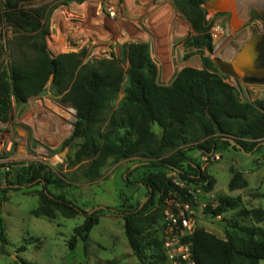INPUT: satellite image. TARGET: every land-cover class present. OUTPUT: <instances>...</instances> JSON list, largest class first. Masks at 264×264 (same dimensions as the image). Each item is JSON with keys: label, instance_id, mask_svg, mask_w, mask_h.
I'll return each mask as SVG.
<instances>
[{"label": "trees", "instance_id": "1", "mask_svg": "<svg viewBox=\"0 0 264 264\" xmlns=\"http://www.w3.org/2000/svg\"><path fill=\"white\" fill-rule=\"evenodd\" d=\"M207 1L174 0L195 33L188 46L200 52L214 49L208 33L212 21L207 20L203 8ZM32 2L0 0V39L4 37L2 27L24 32L29 35L30 48L35 55L29 65L5 66L0 46V120L9 121L13 99L22 105L39 97L54 76L53 89L57 94H65V101L76 110L74 130L64 148L80 142L74 157L69 158V165H86L84 177L92 181L101 178L110 160L133 162L135 168L129 176L142 171L138 184L148 189L149 200L138 207L114 211L122 215L130 248L141 264H146L147 260L166 262L164 230L161 238L150 232L158 219V211H149L155 197L160 195L161 205L173 197L189 200L186 192L173 182L170 176L173 172L189 184L208 181L204 191L213 190L215 180L188 156L189 152L200 151L211 158L229 149H238L231 140L247 153L261 151L264 148V100L243 101L239 90L226 82L228 76L220 72L210 57H204L202 69L186 67L170 85H162L147 43L131 42L123 46L127 70L117 59L83 63L85 52L53 57L47 44L49 24L41 22L37 9L27 8ZM121 92L124 96L115 106ZM156 125L161 135L154 131ZM4 167L11 170L0 175L12 188L3 192L42 186L36 192L39 206L32 211L35 217L53 220L57 215L67 219L85 216L84 223L74 229L69 241L71 251L80 241L87 249L90 233L100 216L113 211L100 208L87 212L65 195L55 194L53 189H63L67 184L44 162L16 169ZM230 172V191L248 188L243 173L233 167ZM10 175L13 179H9ZM239 207V199L223 196L218 206H208L206 213L222 217ZM244 218L252 220V227L242 225ZM263 222L264 208L244 209L225 227L224 238L197 226L186 240L192 243L197 264H261L264 229L257 225ZM0 237L6 242L1 218ZM19 251H25V247Z\"/></svg>", "mask_w": 264, "mask_h": 264}, {"label": "rangeland", "instance_id": "2", "mask_svg": "<svg viewBox=\"0 0 264 264\" xmlns=\"http://www.w3.org/2000/svg\"><path fill=\"white\" fill-rule=\"evenodd\" d=\"M98 1H103L104 6L101 8L102 18H96L95 23L100 31L95 33V37L103 42L110 39L111 47H114L111 57L117 59L124 70H127L128 63L124 60L122 48L125 44L134 42L135 39L124 33L129 17L124 0H33L27 8L37 9L41 22L44 25L48 22L50 33L47 36V44L53 57L85 52L83 63H95L98 60L93 62L89 60L93 52L92 48L89 50L92 42L85 43V46L88 45L89 48L79 47L83 40L79 26L82 23L81 16L76 18L74 14L68 15V19L71 18V20L67 23L70 26L64 25V28L59 31L53 30L51 25L56 10L62 5L77 6L85 3L84 8H94L95 2ZM208 2L209 0L206 3ZM164 3L163 23L156 27V23L152 21L147 25L148 34L145 35L147 44L152 46L151 56L157 63L161 60L164 49L168 48L171 49L169 63L174 66L177 73L186 67L203 68L204 57L225 60L226 50L222 46L214 47L211 53L207 49L200 52L188 46L191 37L195 35L190 22L176 8L174 0H164ZM112 4L116 6L117 13L110 21L105 5L113 6ZM249 15L250 20L241 32L242 36L251 34L257 27L264 30V10L260 13L252 11ZM215 18L223 21L229 33H233L229 26V15L219 14ZM87 20L90 24V18ZM109 23L112 27H109ZM2 30L4 33V37L0 39L2 63L5 66L33 63L35 55L30 48L29 35L24 32H14L8 27H2ZM58 32L61 35H58ZM62 36L66 39V45L56 49L60 41L58 38ZM226 44H230L233 49L239 47L238 43L231 42V39ZM77 73L78 71L74 75L75 78ZM53 81L49 82L39 97L31 98L25 104L18 105L13 99L9 121L0 120V172L5 173L11 170L4 165L16 169L21 165L44 162L67 184L63 189H53L55 194L65 195L69 201L87 212L93 213L100 208H111L113 211H107L100 216L99 223L90 233L87 249L80 241L76 249L71 251L69 241L74 236V229L84 223L85 216L79 215L74 219H67L57 215L53 220L37 218L32 215V211L39 206V197L36 192L42 189V186L30 189L21 187L19 191L3 192L2 190L12 187L7 185L4 176L0 175V218L6 239V242H3L0 237V264H141L131 254L122 215L114 210L122 211L131 206L138 207L149 200L148 189L138 184L142 171L129 176V172L135 168L133 162L116 163L110 160L103 169L101 178L91 181L83 174L86 165H69V158L74 157L77 144L80 142H75L73 147L64 148L65 142L69 140L74 130L76 110L71 103L65 101V94L56 93L52 87ZM226 81L238 89L237 83L230 78ZM123 96L121 92L115 106ZM250 99L245 96L246 101ZM154 131L161 135V129L157 125ZM191 159L203 166V159H197L194 156ZM232 167L244 174L248 188L229 190ZM205 170L215 180V184L212 194L202 197L204 202L214 203L223 196L240 200L238 209L228 211L220 219L207 214V208H196V224L224 238L225 227L240 210L264 208V148L251 154L244 153L240 149H229L222 152V158L220 157L219 161H211ZM12 177L13 175H10L9 179ZM159 200L160 195H157L149 209L150 212L158 211L157 223L152 226L150 232L161 238L164 230V204L161 205ZM241 223L248 227L253 225L249 218L242 219ZM259 227L264 229V222ZM21 247H25V251L20 252ZM146 264L172 263L169 260L163 263L147 260Z\"/></svg>", "mask_w": 264, "mask_h": 264}, {"label": "crops", "instance_id": "3", "mask_svg": "<svg viewBox=\"0 0 264 264\" xmlns=\"http://www.w3.org/2000/svg\"><path fill=\"white\" fill-rule=\"evenodd\" d=\"M124 2H125L126 10L128 11V15H129V17L127 18L128 19L127 26H125L124 28L125 29L124 33L130 35L133 39H135L134 42L136 41L137 43H145V42L148 43L145 38V35L148 34L146 31V27L152 21L156 23V27L161 25V23H163L162 21L164 16L163 12L165 9L164 0H124ZM228 3L230 7V12L227 15H229L230 17L229 26H231L233 33L231 32L229 33V29L227 27V38L225 42L222 44L223 49L226 50L224 62L231 63L234 60L237 53L247 43H249L252 40H255L254 46L247 52V54L243 58L246 59L245 61H248V64H251L250 68L240 72L238 79H234L231 77L228 78H230L233 82L237 83L238 90L240 92V96L243 101H246L245 96L249 99L250 97H252V99L248 100L249 102H254L256 100H264V31L260 27L259 28L257 27L256 30L253 31L251 34H246L242 36L241 33L250 20L249 14L252 11H256L260 13L264 10V0H228ZM84 4L77 6H74L72 4L62 5L58 10H56L52 18V25H51L53 30L59 31V29L64 28V25L65 26L67 25V27L70 26L69 23H67V21H70L71 18L68 19L67 17L68 15L70 16V14H74L76 18L81 16L80 18L82 23L79 24L80 33L82 32L81 34L83 35V40L81 41L82 44L79 45V47L81 48L82 46H85V43L88 44L96 39L95 33L99 32L100 30L96 26L97 23L95 22L97 21L96 18L101 17V8L102 6H104V2L103 1L95 2L94 8H84L85 7ZM113 6L116 8L115 5ZM150 13L151 15H149ZM89 18L91 21L90 24L87 23L88 22L87 19ZM109 27H112L111 23H109ZM115 32H116V28H115ZM65 33L67 32L65 31ZM58 35L61 34H59L58 32ZM58 39L60 41L56 45L55 47L56 49L58 48L60 49L66 45V39L63 38V36L62 38L59 37ZM229 39H231V42L236 41L239 47L237 49H233V47L230 44H226ZM108 40L109 39H107V41ZM156 41L158 45V41H159L158 37L156 38ZM155 51H156V55L158 56L157 50ZM151 55H152V46H151ZM151 57L153 59V56ZM170 57H171V49L168 48V49H164V51L162 52V58L159 61V63H157L153 59L159 71L158 81L160 84L165 86L170 85L177 76V74L182 70L180 69L178 73L175 71L174 66H172L169 63ZM191 68L202 69L200 67H191ZM193 152L188 153V156L190 158L193 156L201 160L204 158L202 152L200 151H193ZM217 156L219 157L220 160V157L222 158V153L217 154ZM210 194H212V191L210 192ZM131 254H133V252H131Z\"/></svg>", "mask_w": 264, "mask_h": 264}, {"label": "built area", "instance_id": "4", "mask_svg": "<svg viewBox=\"0 0 264 264\" xmlns=\"http://www.w3.org/2000/svg\"><path fill=\"white\" fill-rule=\"evenodd\" d=\"M106 13L108 18H113L116 16L117 10L114 6H107ZM211 42L214 47H220L225 42L227 38V28L224 26L223 21L214 19L211 22L209 31H208ZM110 40V39H109ZM103 42L99 39L92 41V46L89 48L88 45L85 47L93 49L89 60L91 62L95 60H105L113 59L111 57L112 51L114 52V47L112 42ZM102 57V58H101ZM219 157L216 155L214 157L208 158L204 156L202 170L205 171V168L211 161H218ZM173 178V182L176 186L183 189L189 200L185 201L179 197H173L167 199L164 204V249L168 260L172 264H197L193 258L192 243L187 241L186 238L191 236L194 230L197 227L196 219V208L203 207L207 208L211 206L216 208L219 204V200L216 202L208 204L202 200L203 196H210V192H205L203 187L205 184H189L181 180L178 175L173 172L170 175ZM220 219L221 217H216Z\"/></svg>", "mask_w": 264, "mask_h": 264}, {"label": "water", "instance_id": "5", "mask_svg": "<svg viewBox=\"0 0 264 264\" xmlns=\"http://www.w3.org/2000/svg\"><path fill=\"white\" fill-rule=\"evenodd\" d=\"M203 8L207 12V20L211 21L212 18L216 17L219 14H228L230 12V7L228 0H209L208 3L203 5ZM255 40L247 43L235 56L234 60L231 63H226L220 58L214 57L213 62L219 67L220 72L223 75L228 77L238 79L239 73L245 69H249L251 64H248L246 59H243L247 52L254 46ZM210 53L211 51L207 49ZM54 76L51 77L50 81H53ZM231 143L236 146L238 149L242 150L244 153H247L241 145L236 144L233 140ZM264 145V143H263ZM251 154V153H250Z\"/></svg>", "mask_w": 264, "mask_h": 264}, {"label": "flooded vegetation", "instance_id": "6", "mask_svg": "<svg viewBox=\"0 0 264 264\" xmlns=\"http://www.w3.org/2000/svg\"><path fill=\"white\" fill-rule=\"evenodd\" d=\"M264 31V30H263Z\"/></svg>", "mask_w": 264, "mask_h": 264}]
</instances>
